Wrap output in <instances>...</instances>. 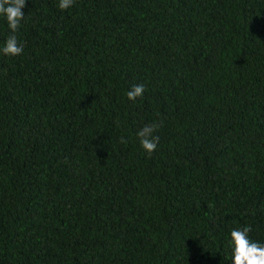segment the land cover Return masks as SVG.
Returning a JSON list of instances; mask_svg holds the SVG:
<instances>
[{
    "label": "trees",
    "instance_id": "1",
    "mask_svg": "<svg viewBox=\"0 0 264 264\" xmlns=\"http://www.w3.org/2000/svg\"><path fill=\"white\" fill-rule=\"evenodd\" d=\"M58 3L26 0L23 52H0V264H232L246 225L264 244V0Z\"/></svg>",
    "mask_w": 264,
    "mask_h": 264
},
{
    "label": "clouds",
    "instance_id": "2",
    "mask_svg": "<svg viewBox=\"0 0 264 264\" xmlns=\"http://www.w3.org/2000/svg\"><path fill=\"white\" fill-rule=\"evenodd\" d=\"M74 0H59L60 10H66L72 7ZM26 6V0H0V16L6 19L8 28L11 31L0 52L7 56H18L23 52V44L18 41L17 31L24 19L22 9ZM145 92L144 84H134L127 92V98L135 102L138 97H143ZM163 121H153L150 124L142 126L137 131L140 138V144L145 152L151 154L157 149L160 137L155 133L162 127ZM122 142L127 143L122 139ZM251 226L246 225L242 228L231 230L229 245L232 247V264H264V244L253 242L249 239Z\"/></svg>",
    "mask_w": 264,
    "mask_h": 264
}]
</instances>
